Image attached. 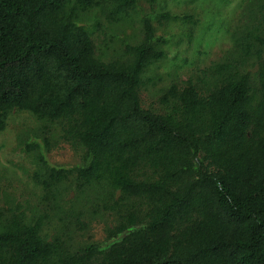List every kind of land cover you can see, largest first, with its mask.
Listing matches in <instances>:
<instances>
[{
    "label": "trees",
    "instance_id": "1",
    "mask_svg": "<svg viewBox=\"0 0 264 264\" xmlns=\"http://www.w3.org/2000/svg\"><path fill=\"white\" fill-rule=\"evenodd\" d=\"M94 11L125 23L138 0H0V134L14 110L40 122L17 141L46 207L0 205V264H264V24L236 36L200 83L172 82L157 112L141 102L145 74L167 56L153 20L192 35L197 19L141 16L140 39L109 56ZM62 142L80 164L50 161ZM83 208L115 224L75 247Z\"/></svg>",
    "mask_w": 264,
    "mask_h": 264
},
{
    "label": "rangeland",
    "instance_id": "2",
    "mask_svg": "<svg viewBox=\"0 0 264 264\" xmlns=\"http://www.w3.org/2000/svg\"><path fill=\"white\" fill-rule=\"evenodd\" d=\"M138 7L139 15H135L133 21L118 24L108 22L95 11L91 13L98 16L104 33L101 51L111 56L120 51L123 42L138 41L141 16L156 17L163 8L178 16L193 15L198 21L190 35L188 23L179 20L159 25L156 19L153 20L157 36L167 39L164 46L167 56L145 74L147 84L141 89V102L144 108L157 112L166 110L160 99L172 82L182 85L192 79L200 83L202 70L229 55L236 36L264 24V9L259 0H158L153 6L148 0H138ZM256 68L254 63L247 67L252 72ZM39 125L32 113L14 110L6 130L0 134V205L19 207L28 215L42 212L46 207L41 202V189L29 177L31 160L19 146L17 135ZM48 157L52 163L66 167L81 161L79 153L65 142L55 147ZM83 212L85 225H73L71 229L75 247L89 241L105 240V228L115 224V217L102 209L93 212L83 208ZM58 230L60 220L53 217L45 225V232L52 236Z\"/></svg>",
    "mask_w": 264,
    "mask_h": 264
}]
</instances>
